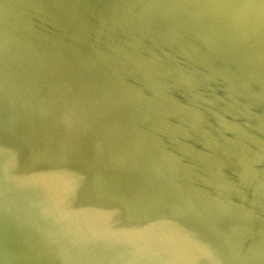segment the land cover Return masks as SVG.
Returning <instances> with one entry per match:
<instances>
[{
  "label": "water",
  "instance_id": "water-1",
  "mask_svg": "<svg viewBox=\"0 0 264 264\" xmlns=\"http://www.w3.org/2000/svg\"><path fill=\"white\" fill-rule=\"evenodd\" d=\"M0 264H264V0H0Z\"/></svg>",
  "mask_w": 264,
  "mask_h": 264
}]
</instances>
